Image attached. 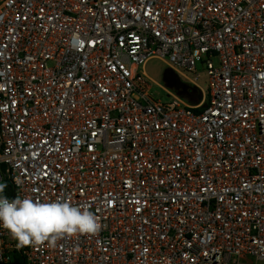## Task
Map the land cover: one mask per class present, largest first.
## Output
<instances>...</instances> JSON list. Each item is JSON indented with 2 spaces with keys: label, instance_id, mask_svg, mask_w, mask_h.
<instances>
[{
  "label": "built area",
  "instance_id": "1",
  "mask_svg": "<svg viewBox=\"0 0 264 264\" xmlns=\"http://www.w3.org/2000/svg\"><path fill=\"white\" fill-rule=\"evenodd\" d=\"M0 183L101 223L0 264H264V0H0Z\"/></svg>",
  "mask_w": 264,
  "mask_h": 264
},
{
  "label": "clouds",
  "instance_id": "2",
  "mask_svg": "<svg viewBox=\"0 0 264 264\" xmlns=\"http://www.w3.org/2000/svg\"><path fill=\"white\" fill-rule=\"evenodd\" d=\"M0 183V227L8 230L18 246H56L64 238L95 235L101 230L99 217L87 206L74 205L68 198L33 199L5 195Z\"/></svg>",
  "mask_w": 264,
  "mask_h": 264
},
{
  "label": "rangeland",
  "instance_id": "3",
  "mask_svg": "<svg viewBox=\"0 0 264 264\" xmlns=\"http://www.w3.org/2000/svg\"><path fill=\"white\" fill-rule=\"evenodd\" d=\"M146 72L160 86L165 87L172 94L183 99L189 106L198 105L202 101V91L181 77L177 72L170 69L165 62L159 59H152L146 67ZM199 72L202 73L199 79L201 88L202 86L207 88L206 78L203 75L202 69H199ZM153 93L157 100L163 102L169 100L164 91L157 85L153 86Z\"/></svg>",
  "mask_w": 264,
  "mask_h": 264
},
{
  "label": "trees",
  "instance_id": "4",
  "mask_svg": "<svg viewBox=\"0 0 264 264\" xmlns=\"http://www.w3.org/2000/svg\"><path fill=\"white\" fill-rule=\"evenodd\" d=\"M6 190H7V195L10 197V198H15V192H14V190H13V188L11 187V185L8 183L7 185H6ZM17 260H19V263L20 264H25L24 262H22V261H20V259L19 258H16Z\"/></svg>",
  "mask_w": 264,
  "mask_h": 264
},
{
  "label": "bare ground",
  "instance_id": "5",
  "mask_svg": "<svg viewBox=\"0 0 264 264\" xmlns=\"http://www.w3.org/2000/svg\"><path fill=\"white\" fill-rule=\"evenodd\" d=\"M150 60H151V59H150ZM150 60L148 61V63L150 62ZM148 63L146 64V67H147ZM147 74H148V73H147Z\"/></svg>",
  "mask_w": 264,
  "mask_h": 264
}]
</instances>
